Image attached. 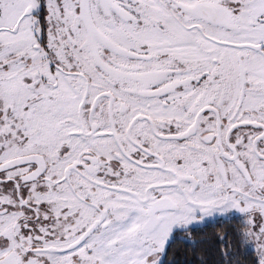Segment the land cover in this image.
I'll return each mask as SVG.
<instances>
[{
    "label": "snow or ice",
    "instance_id": "obj_1",
    "mask_svg": "<svg viewBox=\"0 0 264 264\" xmlns=\"http://www.w3.org/2000/svg\"><path fill=\"white\" fill-rule=\"evenodd\" d=\"M0 264H264V0H0Z\"/></svg>",
    "mask_w": 264,
    "mask_h": 264
}]
</instances>
